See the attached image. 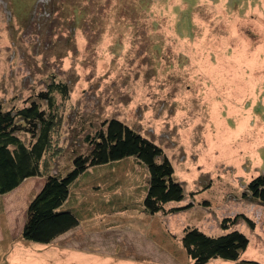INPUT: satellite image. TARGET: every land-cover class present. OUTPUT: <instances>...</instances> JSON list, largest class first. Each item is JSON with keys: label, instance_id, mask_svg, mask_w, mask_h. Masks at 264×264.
Returning a JSON list of instances; mask_svg holds the SVG:
<instances>
[{"label": "rangeland", "instance_id": "rangeland-1", "mask_svg": "<svg viewBox=\"0 0 264 264\" xmlns=\"http://www.w3.org/2000/svg\"><path fill=\"white\" fill-rule=\"evenodd\" d=\"M52 83L69 95L53 94L45 175H66L87 138L118 119L172 162L185 198L166 209L193 207L147 213L149 173L130 157L80 175L63 207L79 225L37 244L20 232L38 178L0 197V264H193L184 230L223 235V220L241 214L255 223L232 227L250 241L241 260L264 264V206L245 198L264 173V0H0L5 109L46 106L38 95Z\"/></svg>", "mask_w": 264, "mask_h": 264}, {"label": "trees", "instance_id": "trees-1", "mask_svg": "<svg viewBox=\"0 0 264 264\" xmlns=\"http://www.w3.org/2000/svg\"><path fill=\"white\" fill-rule=\"evenodd\" d=\"M54 93L66 98L69 87L52 83L48 92L38 95V99L46 103L44 107L41 102L33 101L30 106L7 110L0 99V197L13 192L27 179L45 178V184L28 204L20 233L23 240L50 245L76 228L78 218L72 211L63 209L71 185L91 167L130 157L144 165L149 173L143 203L147 213L170 215L193 207L189 204L166 209V205L185 198L183 186L175 178L172 162L160 146L118 119L105 121L93 137L87 138L89 153L76 156L73 168L66 175H45V156L53 151V137L59 124ZM22 133L30 136L29 143L21 138ZM245 198L264 206V173L250 181ZM240 220L255 228L253 220L243 214L225 218L221 223L225 233L219 236L208 235L197 228H186L181 242L193 264H208L217 259L258 264L241 260L250 241L244 233L232 229Z\"/></svg>", "mask_w": 264, "mask_h": 264}, {"label": "crops", "instance_id": "crops-1", "mask_svg": "<svg viewBox=\"0 0 264 264\" xmlns=\"http://www.w3.org/2000/svg\"><path fill=\"white\" fill-rule=\"evenodd\" d=\"M38 178H40V177H38ZM38 178H30V179H27L24 183H22V185L20 186V187H23L25 184H28V183H30V182H28V181H32L31 182V184H34L35 183V181H37L36 179H38ZM42 181V184H45V178H43V180H41ZM19 188V187H18ZM17 188V189H18ZM16 189V190H17ZM20 189V188H19ZM16 190H14V191H16ZM10 194V193H9ZM22 229H23V227H22ZM1 232V231H0ZM21 233V232H20Z\"/></svg>", "mask_w": 264, "mask_h": 264}]
</instances>
